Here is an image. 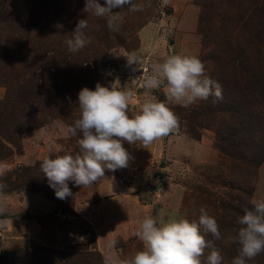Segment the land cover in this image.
<instances>
[{"label": "rangeland", "instance_id": "rangeland-1", "mask_svg": "<svg viewBox=\"0 0 264 264\" xmlns=\"http://www.w3.org/2000/svg\"><path fill=\"white\" fill-rule=\"evenodd\" d=\"M134 2L143 10L125 6L111 30L84 11L86 0H0V264H105L109 254L142 248L135 232L145 217L197 221L201 207L218 222L220 240L204 235L221 264L238 255L229 240L236 221L264 200V0ZM81 19L90 42L71 53L66 41ZM132 54L137 64L128 63ZM172 54L197 56L223 99L168 102L177 130L147 148L124 142L133 157L127 168L105 169L86 187L68 181L72 195L58 199L40 164L79 154L81 134L68 131L79 91L97 83L130 90V115L146 92L167 102L163 87L142 85ZM247 264H264V252Z\"/></svg>", "mask_w": 264, "mask_h": 264}, {"label": "clouds", "instance_id": "clouds-1", "mask_svg": "<svg viewBox=\"0 0 264 264\" xmlns=\"http://www.w3.org/2000/svg\"><path fill=\"white\" fill-rule=\"evenodd\" d=\"M125 6L129 11L143 10L142 5L134 0H104L103 5L99 0H86L84 11L104 18L111 30H117L123 20L121 11ZM113 9L120 11L114 12ZM87 28L86 19L78 21L72 38L66 41L69 52H79L90 42L85 35ZM128 63L137 64L135 54ZM142 86L148 90L163 87L167 102L146 92L147 98L139 111L130 115L129 105L134 95L130 90L97 83L94 90L83 87L79 91L76 102L79 117L68 129L72 136L81 134L79 154L46 158L40 164L58 199L72 195L68 181L86 187L104 177L105 169L127 168L133 157L124 147V142L129 145L139 142L147 148L177 130L179 117L168 102L188 108L209 97H214L216 102L223 99L222 86L206 75L204 63L194 55H168L153 67L152 74L145 78ZM199 213L198 220L191 222L163 212L157 217H145L135 232L142 248L124 258L109 254L105 264H201L207 248L212 249L207 256L208 264H221V253L204 235L210 233L220 240L218 222L204 207ZM236 223L238 228L229 237L230 242L238 246V255L232 264H247L264 252V200L252 201V207L245 208ZM116 243L111 241L109 249Z\"/></svg>", "mask_w": 264, "mask_h": 264}, {"label": "trees", "instance_id": "trees-1", "mask_svg": "<svg viewBox=\"0 0 264 264\" xmlns=\"http://www.w3.org/2000/svg\"><path fill=\"white\" fill-rule=\"evenodd\" d=\"M55 48H51V50L50 51H53ZM54 59H56V58H54ZM10 96L8 97V99L5 101V103H4V108H5V110H10V112H11V115H12V110L14 109V107H15V105H13L12 103H10L9 102V100H10ZM7 117H9V115H6ZM19 116L18 117H15L14 116V120H19ZM20 127H21V129H23L24 128V126H23V124L22 123H20ZM23 130H25V129H23ZM10 141H12L13 140V138H10L9 139ZM15 140V139H14ZM239 140V139H238ZM237 140V141H238ZM17 143V142H16ZM243 215V214H242Z\"/></svg>", "mask_w": 264, "mask_h": 264}]
</instances>
